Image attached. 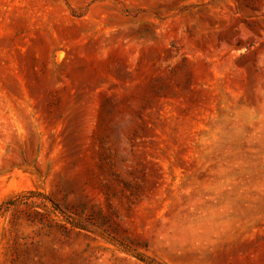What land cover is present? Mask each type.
<instances>
[{
	"label": "rangeland",
	"instance_id": "374dc122",
	"mask_svg": "<svg viewBox=\"0 0 264 264\" xmlns=\"http://www.w3.org/2000/svg\"><path fill=\"white\" fill-rule=\"evenodd\" d=\"M0 264H264V0H0Z\"/></svg>",
	"mask_w": 264,
	"mask_h": 264
}]
</instances>
